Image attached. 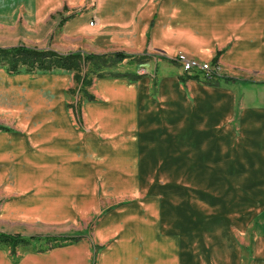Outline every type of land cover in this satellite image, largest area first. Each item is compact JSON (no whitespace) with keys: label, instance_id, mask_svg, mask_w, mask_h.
Listing matches in <instances>:
<instances>
[{"label":"crops","instance_id":"obj_1","mask_svg":"<svg viewBox=\"0 0 264 264\" xmlns=\"http://www.w3.org/2000/svg\"><path fill=\"white\" fill-rule=\"evenodd\" d=\"M31 5L37 27L63 12L53 30L62 40L79 42L77 51L157 52L171 60L182 51L202 61L220 52L218 62L228 74L217 85L205 83L200 73L191 74L198 79L184 75L180 81V73L169 71L158 80L147 72L137 81L99 78L96 101L83 107L89 132L75 130L66 110L56 114L48 102L36 111L42 118L17 120V128L0 131V186L12 193L0 209L5 223L78 220L87 207L68 210L66 205L77 200L90 157H115L113 169L119 170L122 155L129 173H136L139 158H148L149 180L158 175L149 189L176 186L178 191L175 197L166 194L172 200L165 213L157 212L151 198L150 219L144 217L142 224H124L122 214L110 215L97 225L98 244L80 240L12 254L0 249V264H89L93 246L99 247L94 264H201L203 238L211 260L219 253V264H241L243 249L233 235L252 228L251 264H264V0H32ZM5 71L0 69V90L16 88L32 103L64 82L53 73L29 80L33 74ZM46 208L51 210L42 213ZM195 223L201 236L192 230ZM24 231L0 230L23 237L77 234Z\"/></svg>","mask_w":264,"mask_h":264},{"label":"rangeland","instance_id":"obj_2","mask_svg":"<svg viewBox=\"0 0 264 264\" xmlns=\"http://www.w3.org/2000/svg\"><path fill=\"white\" fill-rule=\"evenodd\" d=\"M31 4L32 0H0V47L7 48L22 45L31 48L50 49L60 52L61 54L64 52L71 53L80 50L79 48H75V45H80L79 42L73 40L65 41L56 37L55 31L57 29L53 30V28L55 27V25L57 27L59 21L64 18L63 12H54L53 14H51V18L49 19V21L45 22V25H40L37 27V25L34 26V23H36L37 20H34V16H32L31 14ZM218 54L220 53H217L216 57L218 56ZM177 55H183L188 59L196 60L201 63L206 62L212 64V60L202 61L182 51H179L176 56L172 58L173 61L175 60ZM149 56L151 57L149 58ZM216 65L218 66L216 75L212 79L205 81V83H213V85H217V79L225 77L223 76V74H228H226V71L222 69L219 62ZM0 69H2L3 72L5 71V69L1 66ZM115 71H119L120 73L136 72L138 75L142 76L146 75L147 72L148 75H152L156 80H158L162 75H167L168 71L175 74L178 72L182 76H192L191 74H195L183 72L177 62H166L164 61V59H162L160 53L157 52H149V54L145 53L143 54V56H130L129 58L125 59L119 65V67L115 69ZM52 73V75L55 74L56 76H63L59 78L64 80V82L55 87L54 90L44 91L39 95V97L33 99V103L28 100L30 97L25 96V94L16 93V88H13L10 92L8 91V88L6 90H0L1 127L7 128L10 131L11 128H17V120H19L20 122L25 121L27 123V119L31 120L32 118H42V116L38 115V112L36 111L42 109L43 103L48 102L51 105V110L54 109L53 112H55L56 114H58L59 110H66L67 117L70 119L75 130L82 133L89 132V128L86 124L83 112L85 102L89 101L85 100L84 93L82 92V90L78 89V85L73 80V73L65 71H54ZM38 75L41 74L27 75L26 77L30 80L32 78L31 76ZM192 77L197 79L199 78V76L197 75H194ZM256 80H258V78H256ZM28 83L29 82H27V84ZM86 91L93 96L96 95L95 80H93V83L90 87L86 88ZM17 98H19V100H17ZM18 101H20V103H17ZM79 101L81 102V105ZM95 101L96 98L91 102ZM15 103H17L16 105H18L20 109H17L16 106H14ZM73 105H80L82 121L81 126L77 124L73 115V109L70 108V106ZM109 154L111 155L112 153ZM113 158L115 157L106 155L99 156L97 159H95V157L88 158V173L83 174L84 176L82 177V180L84 184L83 186L79 187L77 200L73 201L72 207H70V204L66 205V208L68 210L70 208H78L79 210L80 208L87 207L84 213H80L78 220L67 221L60 220L58 218V221H53L51 223H47V221L41 220L35 223H33L34 221H19V224H21V226H16V224L14 225L15 222L11 221L10 224L5 223L6 221H2L3 218L0 217V230L10 232L17 229H22L25 230V235H65L75 232L84 234L86 232L85 238H82L80 243L82 244L86 242L90 246L92 244H98L96 240L97 225L110 217V215L122 214L124 217L122 219L126 220V222H122V224H126L128 222L130 224H133L134 221L136 223L142 224L143 219H150V208L148 207V205L150 203V200H152L151 198L156 199L155 205L157 212L165 213L164 205L170 203V201L172 200L171 199L170 201H167L166 194L175 197L178 192L176 190V186L168 191L160 190L158 188L153 190L149 189L153 185L150 180L154 181L156 177L158 178V175H152L149 180L150 175L144 170L145 164L149 160L148 158L144 157L138 159L139 162L136 173H129V171L127 172L128 168L122 166V164L126 163L127 161V158L123 157L122 155L119 158L121 164L119 170L113 169ZM153 160L154 162L159 161L157 159ZM109 162L110 164H108ZM157 181L159 180L157 179ZM158 183L161 184V181H159ZM5 188L6 186H0V209L9 200L7 199V197L12 196V193L11 195L7 193V190L5 191ZM75 201L76 205L74 204ZM180 205H182L183 208V204ZM47 208L46 210H43L42 213L51 210V208ZM3 209L4 208H2V210ZM42 219L47 218L43 217ZM137 220H139V222H137ZM152 223L153 221H151V224ZM154 223L157 224L160 235H164L162 229L160 228L161 223H159L158 221H154ZM198 224L195 223V226L192 227V230L194 232H199V236H201L202 233L200 231H202V228H200L201 226H198ZM139 226V224L136 225L137 228H139ZM25 227L29 229H25ZM120 227L121 226L114 225V228L117 230ZM252 231L253 228L248 234L244 236H239L236 232H234L233 240H235L238 245L242 246L243 249L241 264H251L252 243L254 237ZM166 233L169 236L174 235V232L171 230H168ZM196 234L197 233H195V235ZM109 242H111V240L108 241L107 244H109ZM206 242V239L203 238L201 242V249L205 251L198 254L201 264H207L206 262L208 260L210 261V264H219V258L223 257H220L219 253H214L212 254L213 260H211L210 255H208L207 253V251L210 250ZM95 253V249H92V253L89 255L88 260L89 264H94L97 258V253ZM6 254H8V252ZM186 264L190 263L187 261Z\"/></svg>","mask_w":264,"mask_h":264},{"label":"trees","instance_id":"obj_3","mask_svg":"<svg viewBox=\"0 0 264 264\" xmlns=\"http://www.w3.org/2000/svg\"><path fill=\"white\" fill-rule=\"evenodd\" d=\"M220 53V52H219ZM130 56L125 53H112L105 55L88 54L81 51L61 54L50 49H38L26 46L0 47V66L10 75L52 73L54 71H65L73 73V80L82 90L85 100L94 101L95 97L86 91L93 80L99 78H125L137 81L142 75L135 73H120L115 71L119 65ZM164 61L174 62L163 58ZM218 63V58L212 59V65ZM188 79H196L186 75ZM180 81L186 80L185 76L179 77ZM80 105L81 102L79 101ZM80 105L70 106L73 109L74 118L81 126ZM9 129L0 126V131ZM86 233V232H85ZM73 234L67 236H30L10 235L0 232V249H9L11 254L16 249L25 252H45L54 248L66 247L79 242L86 234ZM93 246L92 249H98Z\"/></svg>","mask_w":264,"mask_h":264},{"label":"built area","instance_id":"obj_4","mask_svg":"<svg viewBox=\"0 0 264 264\" xmlns=\"http://www.w3.org/2000/svg\"><path fill=\"white\" fill-rule=\"evenodd\" d=\"M90 26L94 25V20L89 22ZM174 62H177L182 71L185 73H200L206 80L212 79L216 75V71L218 70L217 65H212L206 62H199L196 60L188 59L183 55H177Z\"/></svg>","mask_w":264,"mask_h":264}]
</instances>
